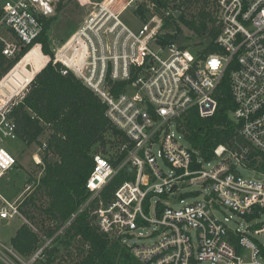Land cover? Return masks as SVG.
<instances>
[{"label": "built area", "instance_id": "2783aa9c", "mask_svg": "<svg viewBox=\"0 0 264 264\" xmlns=\"http://www.w3.org/2000/svg\"><path fill=\"white\" fill-rule=\"evenodd\" d=\"M65 1L0 0L1 53L13 59L27 48L0 78V140L17 138L11 111L49 61L106 104L114 130L92 153L86 199L56 234L88 209L97 229L119 237L143 264H264L258 239L264 237V172L251 165L264 155V0H215L216 12L209 14L215 50L207 54L192 50L186 33L168 24L177 20L180 4L138 0L145 18L132 29L120 15L135 0H101L51 57L38 39L43 21ZM32 50L40 60L20 64ZM225 77L237 127L229 145H217L207 159L190 146L184 122L191 110L201 119L215 114ZM119 83L124 86L113 92ZM45 148L43 141L36 164L43 163ZM15 164L0 145V179ZM239 166L255 175L241 174ZM121 172L127 178L104 200L103 190ZM1 199L0 219L20 215L19 203ZM54 236L43 237L30 261ZM4 249L13 253L0 244V254Z\"/></svg>", "mask_w": 264, "mask_h": 264}, {"label": "trees", "instance_id": "16d2710c", "mask_svg": "<svg viewBox=\"0 0 264 264\" xmlns=\"http://www.w3.org/2000/svg\"><path fill=\"white\" fill-rule=\"evenodd\" d=\"M154 1L167 6L166 1ZM200 1L185 0V8ZM135 10L144 16L142 6ZM178 19L200 36V41L190 45L192 50L203 54L215 50L213 40L217 30L208 12L201 9L199 19L194 21L185 18L181 11ZM51 21L52 17L43 21L38 40L43 53L52 57L48 40ZM170 23L174 24V20H168ZM26 50L9 59L0 49V78ZM33 56L37 55L31 51L20 64L29 58L33 59ZM60 69L59 63L49 61L33 78L23 101L11 111L17 125V138L25 145L36 143L41 146L40 135L44 129L50 131L42 153L43 173L32 195L24 197L19 204V211L26 222L19 226L11 238V248L21 258H27L43 242V237L55 235L43 250V257L38 264H143L128 247L121 244L119 237L99 231L88 209L56 234L86 199L85 182L93 165L92 153L113 130L106 116V104L72 72L62 74ZM122 86L123 83L117 84L112 88L113 92ZM217 98L218 108L212 117L201 119L191 110L184 122L190 146L207 159L217 145H229L237 127L229 117L234 103L226 77L218 88ZM254 155L251 153L249 159ZM255 164L264 172V155L259 161H251V165ZM126 178V174L121 172L112 179L102 192L103 199H109L117 185ZM37 200L40 203H36ZM232 242L236 244V239L232 238ZM59 247L65 250L64 256L60 254ZM72 247L73 253L70 251Z\"/></svg>", "mask_w": 264, "mask_h": 264}, {"label": "rangeland", "instance_id": "374dc122", "mask_svg": "<svg viewBox=\"0 0 264 264\" xmlns=\"http://www.w3.org/2000/svg\"><path fill=\"white\" fill-rule=\"evenodd\" d=\"M101 0H66L58 10L51 16L52 21L48 30V40L51 50L56 48L61 43L66 41L70 35L76 30V28L83 22L87 15L95 8L97 3ZM167 1L170 6H178L185 18L193 19L197 21L199 19V11L208 12L213 15L216 12V1L215 0H202L195 5H190V8H185V0H163ZM206 1V2H205ZM2 2V1H1ZM115 3L116 0H115ZM135 7H141L140 2L135 0L131 6H128L120 15L121 20L132 29H138L145 18L141 14L137 13ZM144 12V10H143ZM145 14V12H144ZM175 26H179L181 30L186 33L187 41L197 43L200 41V36L193 32L189 27L185 26L181 20L177 18L174 21ZM210 25V24H209ZM172 26V24H171ZM186 28H184V27ZM35 55L38 56L35 50H32ZM33 56L34 60L39 61V57ZM50 131L44 129L40 135L39 140L41 142L46 141ZM0 145L6 148L16 159V164L12 170H10L2 179H0V194L4 196L8 201L21 203L24 197L31 196L36 183L43 173L44 162L42 164H36L33 156L40 154L39 145L32 143L31 145H25L18 138H2ZM241 174L246 176H254L255 172L251 169L238 167ZM192 188H197L196 185H192ZM2 201L0 199V205ZM36 203H40L39 200ZM21 213L10 219L0 220V244L11 249L13 253L4 249V255L0 254V264H38V261L43 257L39 255L34 261H30V257L21 258L11 248V238L15 235L16 230L21 224H23V217ZM260 221L264 222V215L260 217ZM24 222L25 219H24ZM38 228V227H37ZM36 229V228H35ZM37 230V229H36ZM260 241L264 240V237L259 236ZM135 240H129V243H133ZM44 243H40V248ZM37 248V249H38ZM60 248V254L65 255L66 252L62 247ZM36 249V250H37ZM73 247L70 249L73 253ZM1 250H3L1 248ZM35 252V251H34Z\"/></svg>", "mask_w": 264, "mask_h": 264}, {"label": "water", "instance_id": "95a60500", "mask_svg": "<svg viewBox=\"0 0 264 264\" xmlns=\"http://www.w3.org/2000/svg\"><path fill=\"white\" fill-rule=\"evenodd\" d=\"M177 16V15H176ZM182 40H183V34H180L179 35V37H178V39L176 40V42H177V44H181V42H182ZM102 152H104V150H102ZM128 171H129V175L130 176H133L134 175V169L132 168V167H128ZM117 232V231H116Z\"/></svg>", "mask_w": 264, "mask_h": 264}, {"label": "crops", "instance_id": "0c3cea01", "mask_svg": "<svg viewBox=\"0 0 264 264\" xmlns=\"http://www.w3.org/2000/svg\"><path fill=\"white\" fill-rule=\"evenodd\" d=\"M1 197H2V195L0 194V199H1ZM1 201H2V199H1ZM2 204V203H1ZM22 217V216H21ZM0 220H2V219H0ZM23 223H24V218H23Z\"/></svg>", "mask_w": 264, "mask_h": 264}, {"label": "snow or ice", "instance_id": "6c2138e0", "mask_svg": "<svg viewBox=\"0 0 264 264\" xmlns=\"http://www.w3.org/2000/svg\"><path fill=\"white\" fill-rule=\"evenodd\" d=\"M213 64H215V61H213Z\"/></svg>", "mask_w": 264, "mask_h": 264}]
</instances>
